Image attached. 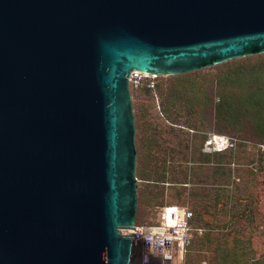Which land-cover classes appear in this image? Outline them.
<instances>
[{
    "label": "water",
    "instance_id": "water-1",
    "mask_svg": "<svg viewBox=\"0 0 264 264\" xmlns=\"http://www.w3.org/2000/svg\"><path fill=\"white\" fill-rule=\"evenodd\" d=\"M264 53V0H0V264H131L128 78Z\"/></svg>",
    "mask_w": 264,
    "mask_h": 264
},
{
    "label": "rangeland",
    "instance_id": "rangeland-1",
    "mask_svg": "<svg viewBox=\"0 0 264 264\" xmlns=\"http://www.w3.org/2000/svg\"><path fill=\"white\" fill-rule=\"evenodd\" d=\"M256 68L264 69V53L187 73L143 78L139 87L129 83L137 151L135 225L159 223L164 206L188 205L202 232L195 233L185 264H264V153L245 142L264 140V111L252 105L250 93L245 106L239 103L254 83L240 81L228 87L221 82L227 73ZM258 83L264 85V70ZM220 96L232 98L235 111L241 113L233 124L224 111H217ZM212 132L235 138L236 148L203 155L201 142ZM218 167L230 176L218 175ZM218 189L239 198L222 194L216 207L205 210L191 195L206 191L213 200ZM131 264L165 263L148 251L140 235H134Z\"/></svg>",
    "mask_w": 264,
    "mask_h": 264
},
{
    "label": "built area",
    "instance_id": "built-area-1",
    "mask_svg": "<svg viewBox=\"0 0 264 264\" xmlns=\"http://www.w3.org/2000/svg\"><path fill=\"white\" fill-rule=\"evenodd\" d=\"M155 75L133 71L128 82L141 86L143 78ZM153 85L149 83L148 87ZM258 153H264V141H245ZM236 139L223 133H209L202 143L201 152L213 154L236 148ZM194 211L188 205H169L161 208L159 223L134 229L130 235H140L150 253L165 264H185V256L192 245L195 233H201L194 221Z\"/></svg>",
    "mask_w": 264,
    "mask_h": 264
},
{
    "label": "trees",
    "instance_id": "trees-1",
    "mask_svg": "<svg viewBox=\"0 0 264 264\" xmlns=\"http://www.w3.org/2000/svg\"><path fill=\"white\" fill-rule=\"evenodd\" d=\"M263 68H256V69H252L249 72H242L240 73L239 71H235V72H230L227 73L223 76L221 82L224 83L225 86L228 87H232L234 86V84H237V82H242L245 81V84H249V83H254L253 90H251L250 92H246L241 94L239 100H240V104L242 106H245L246 103V97L247 95H251V97L253 98V106L257 107L258 110H262L264 111V85L258 83L259 81V75L262 74L263 72ZM259 74V75H258ZM172 106L175 110H178V107L176 105V103L174 101H172ZM254 107V108H255ZM217 111L221 112L224 111L226 113V117L228 118V122L231 124H233L239 117V115L241 113H237L235 111V106L233 103L232 98L228 97V96H220V101L217 104ZM264 115V113H262ZM262 115V116H263ZM169 116V115H168ZM262 118H260L261 120ZM264 123V122H262ZM261 125L260 121H258V126ZM205 139V138H204ZM203 139V140H204ZM203 140L201 142L200 145V150L202 147V143ZM257 141H264V140H257ZM220 153H213L212 155H217V154H221ZM205 156H210V154H205L202 153ZM216 173L218 175H222V176H227V178L230 176V174H226V172L223 170L222 167H218ZM224 180V179H223ZM226 189H218L215 194H214V198L213 200H210V195L211 193L203 191L202 193H192V197L197 199V202L199 203V205H201V208H204L205 210L208 207L214 206L216 207V204L219 202V200L222 197V194H224L226 196L227 199H231V200H236L239 197L235 196V194L229 195L226 194ZM194 221H196L195 217H194ZM206 224H209L208 222H206ZM205 241L208 242L210 241L209 236H207V234L204 236ZM229 256V253L227 255H225L224 257H222V259H225ZM223 261V260H222Z\"/></svg>",
    "mask_w": 264,
    "mask_h": 264
}]
</instances>
